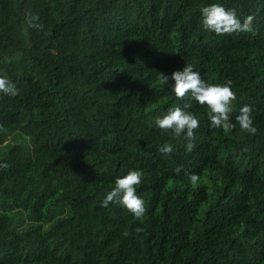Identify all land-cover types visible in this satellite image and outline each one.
Instances as JSON below:
<instances>
[{
  "label": "trees",
  "instance_id": "trees-1",
  "mask_svg": "<svg viewBox=\"0 0 264 264\" xmlns=\"http://www.w3.org/2000/svg\"><path fill=\"white\" fill-rule=\"evenodd\" d=\"M211 3L253 30H203ZM185 64L232 81L229 133L163 85ZM0 75L18 89L0 95V143L14 138L0 144V264H264V0H0ZM185 104L200 121L191 152L155 126ZM246 104L254 135L235 120ZM133 169L142 219L100 204Z\"/></svg>",
  "mask_w": 264,
  "mask_h": 264
},
{
  "label": "clouds",
  "instance_id": "clouds-1",
  "mask_svg": "<svg viewBox=\"0 0 264 264\" xmlns=\"http://www.w3.org/2000/svg\"><path fill=\"white\" fill-rule=\"evenodd\" d=\"M199 13L203 30L214 32L216 35L245 33L253 30V15L242 19L236 10L226 8L222 3L202 6ZM36 20H38L37 17L29 16L27 18L29 27L41 28L42 25L35 22ZM170 80L171 83H169ZM161 81L163 85H169L170 93L177 100L189 96L199 105L205 106L208 110L211 128L222 129L225 133H229L235 127L230 119L233 112V101L236 99L232 81L209 84L202 79L201 74L195 71L191 64H185L182 70L173 71L171 77L161 73ZM17 93L15 83L0 75V95L15 96ZM189 107V104H185L183 108L179 106L170 108L162 117H156L155 126L164 131L170 130L175 137L183 136L188 141L186 150L191 152L195 147L193 141L200 121L193 113L186 110ZM251 113L252 106L246 104L240 108L239 114L235 117L240 129L248 135H254L257 132ZM159 151L166 155L170 154L173 151V145L166 143L160 146ZM7 167L6 161L0 162V169ZM174 171L177 175L184 171L193 186L200 184L199 174L189 173L180 166ZM143 175L141 170L133 169L116 178L113 187L101 200V207L107 208L110 203L116 204L126 209L136 219H142L147 208L145 200L137 195V186L141 184ZM137 231H143V229L138 228Z\"/></svg>",
  "mask_w": 264,
  "mask_h": 264
},
{
  "label": "rangeland",
  "instance_id": "rangeland-1",
  "mask_svg": "<svg viewBox=\"0 0 264 264\" xmlns=\"http://www.w3.org/2000/svg\"><path fill=\"white\" fill-rule=\"evenodd\" d=\"M14 138H13V135H9V136H7L6 137V140L4 141V142H6V141H11V140H13ZM4 142H1L0 144H2V143H4ZM29 150H32V146H31V144L29 143Z\"/></svg>",
  "mask_w": 264,
  "mask_h": 264
}]
</instances>
